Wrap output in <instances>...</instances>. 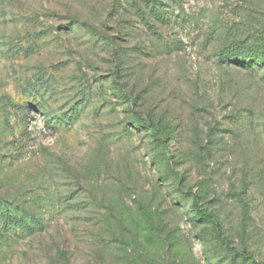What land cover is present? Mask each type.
Masks as SVG:
<instances>
[{
  "label": "rangeland",
  "instance_id": "1",
  "mask_svg": "<svg viewBox=\"0 0 264 264\" xmlns=\"http://www.w3.org/2000/svg\"><path fill=\"white\" fill-rule=\"evenodd\" d=\"M154 1L0 0V264H264V0Z\"/></svg>",
  "mask_w": 264,
  "mask_h": 264
},
{
  "label": "trees",
  "instance_id": "2",
  "mask_svg": "<svg viewBox=\"0 0 264 264\" xmlns=\"http://www.w3.org/2000/svg\"><path fill=\"white\" fill-rule=\"evenodd\" d=\"M149 9V13H145V16L141 17L145 22L149 23L150 18L157 21H162L165 18V13L159 8L160 3H156L154 0H139ZM150 16V17H149ZM151 25V24H150ZM219 63L225 65H232L239 68L247 70H259L264 68V39L255 40L250 43L237 41L235 39L228 41L221 50L219 56ZM135 124L138 127H144L155 139V141L162 142L159 138L158 127L154 120H146L140 116H137ZM205 190V186H202ZM203 192V191H202ZM192 197V207L195 213V218L202 222L208 223L213 227L215 237L221 241L226 246L230 247L229 240L224 237L223 230L221 226L215 219V217L201 208V201L204 198L203 193L191 194ZM0 204V226H2V235L5 237V233L9 226H15L21 230L22 234L27 237H31L36 234V232L42 231L43 226L40 222H35L33 225L27 224L21 217H16L13 213H8L5 208ZM7 212V213H6ZM16 234V233H15ZM15 234L13 236H15ZM58 254H63L58 252ZM243 257L251 256L250 253L242 251L240 253Z\"/></svg>",
  "mask_w": 264,
  "mask_h": 264
}]
</instances>
